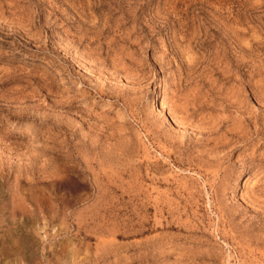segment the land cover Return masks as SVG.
<instances>
[{
	"label": "rangeland",
	"instance_id": "1",
	"mask_svg": "<svg viewBox=\"0 0 264 264\" xmlns=\"http://www.w3.org/2000/svg\"><path fill=\"white\" fill-rule=\"evenodd\" d=\"M0 264H264V0H0Z\"/></svg>",
	"mask_w": 264,
	"mask_h": 264
}]
</instances>
